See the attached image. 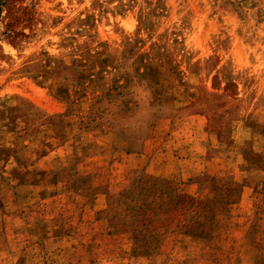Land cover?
I'll return each mask as SVG.
<instances>
[{
	"label": "rangeland",
	"instance_id": "obj_1",
	"mask_svg": "<svg viewBox=\"0 0 264 264\" xmlns=\"http://www.w3.org/2000/svg\"><path fill=\"white\" fill-rule=\"evenodd\" d=\"M7 107L43 130L37 140L16 128L6 134L0 121V141L56 144L44 161L67 156L71 144L82 158L83 143H102L80 168L109 190L134 170L120 175V151H107L117 126L142 169L183 184L202 173L242 179L263 208L264 0H0V109ZM54 120L70 134L63 144ZM84 125L108 132L83 134ZM86 204L65 193L43 200L22 236L26 264H251L241 237L251 219L238 208L219 218L211 240L195 241L184 235L194 209L176 205L160 248L146 257L134 254L131 234L113 232ZM255 236L259 248L264 228Z\"/></svg>",
	"mask_w": 264,
	"mask_h": 264
},
{
	"label": "crops",
	"instance_id": "obj_2",
	"mask_svg": "<svg viewBox=\"0 0 264 264\" xmlns=\"http://www.w3.org/2000/svg\"><path fill=\"white\" fill-rule=\"evenodd\" d=\"M7 114L13 118L11 123L6 121ZM48 118L51 121V116ZM0 121L7 130L6 134L14 132L16 128L19 129L18 132L26 133L30 139L37 140L43 130L41 121L33 123L20 108L7 107L6 111L0 109ZM22 123L26 125V131L20 130ZM57 126L54 120V124H51L54 138L58 142H65L64 137L67 136L68 139L70 134L68 132L62 136ZM97 131L104 134L108 132L96 126L84 125L82 128L83 134ZM111 132L116 142L111 143L107 151H120L122 156L117 171L124 175L131 167L134 170L124 175L126 180H116L118 183L115 189L111 187L110 190L104 183H95V173L80 168V159L91 155L92 149L101 153L106 148L100 142L89 139L83 143L82 158H79L80 149L76 150L74 144H71L67 156L56 155L44 161L43 158L48 155L47 149L51 147L49 149L54 151L53 146L56 144L48 142L37 148L33 139L32 142H27L21 138L16 146L8 141H0V264H26L27 240L22 236L27 231L28 215L36 214L43 200H54L60 193L82 199L87 203L86 206L89 205V209L92 208L100 216L101 221L108 223L113 232L131 234L130 245L133 246L134 254L146 257L152 256L160 248L168 226H171L168 223V212L181 202L193 204L190 209H194V217L189 220L193 230H184V235L195 241L211 240L219 218L235 213L233 210L238 208L246 215V221L251 219L245 233L241 235L247 240L251 264H264V242L259 248H253L259 243L256 233L264 228L261 227V222H264V207L259 209L253 205V194L256 193L254 186L242 179L211 173L198 174L194 181L184 184L177 178L150 173L148 168L142 169L145 167L144 162L138 165L139 158L136 156L139 153L132 149L127 134L126 139H123V129L115 126ZM74 133L75 131L71 135ZM119 141L125 142V146L120 145ZM127 159H134L136 162L129 166L126 165ZM140 167L141 172L137 170ZM186 169L182 168L183 171ZM247 188L251 190L247 192ZM143 229L147 232L146 235L139 233Z\"/></svg>",
	"mask_w": 264,
	"mask_h": 264
},
{
	"label": "trees",
	"instance_id": "obj_3",
	"mask_svg": "<svg viewBox=\"0 0 264 264\" xmlns=\"http://www.w3.org/2000/svg\"><path fill=\"white\" fill-rule=\"evenodd\" d=\"M184 202V201H183ZM183 202H181L180 203V207H179V209L181 210V209H184V210H186L187 209V206H188V208H190V207H192L193 206V204H190V206H189V202L186 204V203H183ZM172 210V209H171ZM140 234L142 233V231L140 230V232H139Z\"/></svg>",
	"mask_w": 264,
	"mask_h": 264
},
{
	"label": "bare ground",
	"instance_id": "obj_4",
	"mask_svg": "<svg viewBox=\"0 0 264 264\" xmlns=\"http://www.w3.org/2000/svg\"><path fill=\"white\" fill-rule=\"evenodd\" d=\"M129 25V24H128ZM8 50H11V48L7 47Z\"/></svg>",
	"mask_w": 264,
	"mask_h": 264
}]
</instances>
